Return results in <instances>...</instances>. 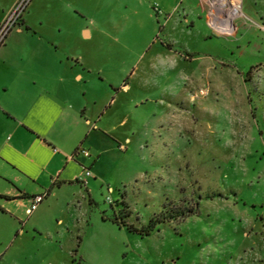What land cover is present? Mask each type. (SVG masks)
I'll list each match as a JSON object with an SVG mask.
<instances>
[{"label": "rangeland", "instance_id": "374dc122", "mask_svg": "<svg viewBox=\"0 0 264 264\" xmlns=\"http://www.w3.org/2000/svg\"><path fill=\"white\" fill-rule=\"evenodd\" d=\"M260 4L244 0L231 32L172 39L182 59L160 52L145 35H95L79 44L115 48V66L108 56L101 65L116 82L129 78L154 89L168 78L169 108L152 118L145 135L132 136L130 119L121 128L122 151L106 138L96 143L105 190L81 198L63 189L46 203L43 235L13 244L12 220L0 217V264H264V15L258 23L249 16ZM30 10L42 31L97 27L91 5L33 0ZM173 92L190 93L192 100L181 103ZM154 218L164 220L158 225L163 232L142 244L129 242L113 223L141 229Z\"/></svg>", "mask_w": 264, "mask_h": 264}, {"label": "crops", "instance_id": "0c3cea01", "mask_svg": "<svg viewBox=\"0 0 264 264\" xmlns=\"http://www.w3.org/2000/svg\"><path fill=\"white\" fill-rule=\"evenodd\" d=\"M18 1L0 0V23ZM258 1L260 8L249 14L257 23L264 15V0ZM69 2L94 6L98 14L96 29L84 26L80 32L68 34L62 28L59 32L42 31L43 23L37 25L29 19L31 3L22 25L0 48V217L12 220L16 234L13 244L31 242L45 233L42 217L49 208L46 203L63 189L73 188L75 197L81 198L88 192L92 198L95 191L103 193L108 182L101 178L103 154L96 144L99 140L106 138L122 151L121 128L130 119L135 127L132 136L138 130L145 135L152 118H162L164 105L169 108L167 87L172 83L168 78L155 91L129 82V78L116 82L112 74L102 72L101 65L102 58L108 56L110 66H115V48L101 45L89 50L80 49L79 44L83 46L95 35L100 40L145 35L159 44L160 52L182 59L185 55L172 39L206 40L225 31V20L211 0ZM111 71L115 73V67ZM189 94L173 92L170 97L183 103L192 100ZM174 111L182 112L178 107ZM79 148L88 150L91 156L74 157ZM84 167L92 171L85 187L80 182ZM107 188L116 191L110 185ZM44 193L48 194L44 203L27 215L31 199ZM114 225L136 244L156 234L160 237L163 232L158 226L150 235L140 237L126 227Z\"/></svg>", "mask_w": 264, "mask_h": 264}, {"label": "built area", "instance_id": "2783aa9c", "mask_svg": "<svg viewBox=\"0 0 264 264\" xmlns=\"http://www.w3.org/2000/svg\"><path fill=\"white\" fill-rule=\"evenodd\" d=\"M33 0H19L13 9L8 13L6 18L0 23V48L6 44L9 35L19 26L22 25L24 16ZM243 1L244 0H211L213 5L217 6L220 10L221 17L225 20V29L228 30L230 25L237 20V18L243 15ZM233 22V23H232ZM260 28L264 31V20L260 25ZM201 94H205L203 91ZM84 155L89 158L90 152L86 149L79 148L74 154V157L78 155ZM92 177V171L88 167H84L83 175L80 178V182L83 185H87V179ZM48 194L36 195L31 199V204L27 208V215H32L47 199Z\"/></svg>", "mask_w": 264, "mask_h": 264}, {"label": "trees", "instance_id": "16d2710c", "mask_svg": "<svg viewBox=\"0 0 264 264\" xmlns=\"http://www.w3.org/2000/svg\"><path fill=\"white\" fill-rule=\"evenodd\" d=\"M169 48L171 47L170 45H167ZM191 214H193L194 212L191 211ZM190 216V215H188ZM164 220L160 219H152L150 221V223L147 226H143L141 229H138L137 227H135L132 224H127L126 221H122V222H118L117 220L113 221V223L120 225L121 227H126L130 232L135 233V234H139L141 236H147L150 235L153 231H155L158 227V225L160 223H163ZM80 246V245H79ZM76 252H78V249L76 250ZM74 263L76 264H82L80 261L77 262L76 259H74Z\"/></svg>", "mask_w": 264, "mask_h": 264}, {"label": "bare ground", "instance_id": "6f19581e", "mask_svg": "<svg viewBox=\"0 0 264 264\" xmlns=\"http://www.w3.org/2000/svg\"><path fill=\"white\" fill-rule=\"evenodd\" d=\"M233 29H235V27H234L233 24H231V25H230V28H229L228 30H226V31H227V32H231Z\"/></svg>", "mask_w": 264, "mask_h": 264}]
</instances>
